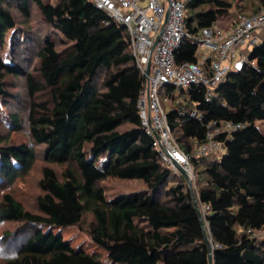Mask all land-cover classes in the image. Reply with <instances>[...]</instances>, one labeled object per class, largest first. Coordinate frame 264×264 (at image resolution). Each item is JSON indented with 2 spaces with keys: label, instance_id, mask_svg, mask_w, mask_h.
Wrapping results in <instances>:
<instances>
[{
  "label": "trees",
  "instance_id": "1",
  "mask_svg": "<svg viewBox=\"0 0 264 264\" xmlns=\"http://www.w3.org/2000/svg\"><path fill=\"white\" fill-rule=\"evenodd\" d=\"M236 4L189 0L188 32L213 27L231 9L251 16L264 0ZM35 12L43 23L36 32L29 25ZM196 50L185 38L176 63L196 61ZM9 76L25 80L33 141L0 140V225H15L4 229L8 251L0 264H103V251L75 247L55 231L71 225L85 230L112 264H210L188 182L162 160L142 125L138 99L146 78L124 26L89 0H0L6 102L19 97ZM163 94L176 141L196 174L214 264H264V236L253 235L264 228V132L257 126L264 121V40L243 70L212 92L170 85ZM12 118L20 130L18 114ZM226 122L244 126L216 133L220 148L199 156L209 131ZM39 158L45 165L32 211L7 189L29 176ZM109 178L139 179L151 191L110 200L102 185Z\"/></svg>",
  "mask_w": 264,
  "mask_h": 264
},
{
  "label": "built area",
  "instance_id": "2",
  "mask_svg": "<svg viewBox=\"0 0 264 264\" xmlns=\"http://www.w3.org/2000/svg\"><path fill=\"white\" fill-rule=\"evenodd\" d=\"M89 1L105 10L128 33L137 66L146 78L138 99L142 125L153 137L162 160L177 170L173 163L176 160L195 179L190 157L178 145L169 123L161 89L170 85L177 89L205 85L212 92L231 72L243 70L251 50L264 40V6L251 16L239 14L227 27L221 26L219 20L213 27L193 34L187 30L189 0ZM185 38L197 43V60L177 64L175 53ZM243 126L226 122L209 131L198 155L220 148L214 138L216 133ZM253 235L264 236V228L253 231Z\"/></svg>",
  "mask_w": 264,
  "mask_h": 264
},
{
  "label": "rangeland",
  "instance_id": "3",
  "mask_svg": "<svg viewBox=\"0 0 264 264\" xmlns=\"http://www.w3.org/2000/svg\"><path fill=\"white\" fill-rule=\"evenodd\" d=\"M56 1V0H51ZM237 3L236 5L244 4L245 0H235ZM238 16L235 9L229 10L224 15L220 16L219 24L223 27H227L231 21ZM42 23V19L37 12L33 14V19L29 21V25L32 29L36 32L37 25L36 23ZM43 24V23H42ZM46 27H44L45 29ZM7 49L3 52L6 53ZM35 64L34 59L32 60L31 67ZM9 89L12 93L17 94L19 93V97L11 98L8 102L5 99L0 98V140H6L11 143H21V142H29L31 143L33 139L31 138L29 125H28V113H29V100L26 96V89H25V80L23 77L13 78L8 77L6 79ZM11 82H15V86H10ZM166 88L161 89V93L165 92ZM161 94L163 101H165L164 94ZM175 94L178 95L179 91L176 90ZM171 104L168 102L166 105V109L170 108ZM14 114H18V118L20 119L19 124L21 126L20 130H15L14 121L12 116ZM257 126L264 132V121H258ZM0 142V143H1ZM36 149L40 154L43 153L44 147L41 145H35ZM222 152L225 151L221 148ZM222 153V154H223ZM221 154V155H222ZM90 156V153H89ZM101 162H99L100 164ZM45 165V162L39 158L36 162L33 170L26 178L17 181L12 187H8L7 191H11L15 194V196L21 200L26 208L37 211V196L41 193V189L39 187V181L42 177V167ZM58 170L60 167H56ZM171 168L178 172V170L174 169L172 166ZM195 181L196 178L193 179L194 190H195ZM102 185L106 190V195L108 199H115L119 196H127L131 194H139L144 193L149 190L147 185L139 179H122V178H109L102 181ZM151 191V190H149ZM14 223L5 222L0 225V259L1 256L6 253L7 248H5L3 238L4 229L14 228ZM56 232L62 231L64 237L69 240L75 247L83 246L89 251L100 250L104 252V260L103 264H112V262L108 258L107 251L104 250L101 246L97 245L90 237L87 235L85 230H82L77 225L71 226H62L56 227Z\"/></svg>",
  "mask_w": 264,
  "mask_h": 264
},
{
  "label": "water",
  "instance_id": "4",
  "mask_svg": "<svg viewBox=\"0 0 264 264\" xmlns=\"http://www.w3.org/2000/svg\"><path fill=\"white\" fill-rule=\"evenodd\" d=\"M149 71H150V65L148 66V69H147L148 73H149ZM173 163H174L175 167L177 168L178 172L183 177H185V179L188 182L189 188L191 189V193L193 195L194 202L196 204V207H197L200 219H201V224H202V227H203V230H204L205 240H206V243H207V246H208V250H209V263L210 264H214L212 240L210 239V237L208 235V232H207V229H206V226H205V218H204V216H203V214L201 212L200 205H199V202H198L196 194H195L193 179L190 176L189 172L182 165H180L176 160L173 159Z\"/></svg>",
  "mask_w": 264,
  "mask_h": 264
}]
</instances>
